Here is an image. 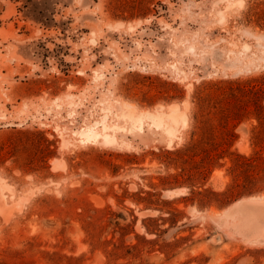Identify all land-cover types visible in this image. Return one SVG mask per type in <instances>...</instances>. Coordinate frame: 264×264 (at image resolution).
<instances>
[{"label":"rangeland","instance_id":"1","mask_svg":"<svg viewBox=\"0 0 264 264\" xmlns=\"http://www.w3.org/2000/svg\"><path fill=\"white\" fill-rule=\"evenodd\" d=\"M25 1L0 0V264H264V199L230 214L264 194V0H60L52 27Z\"/></svg>","mask_w":264,"mask_h":264},{"label":"bare ground","instance_id":"2","mask_svg":"<svg viewBox=\"0 0 264 264\" xmlns=\"http://www.w3.org/2000/svg\"><path fill=\"white\" fill-rule=\"evenodd\" d=\"M111 25H112V23H111ZM132 25V24H131ZM113 26V25H112ZM118 27H120V26H118ZM122 27V26H121ZM114 28H117V27H115V25H114ZM69 95V94H68ZM129 101V100H128ZM187 101V100H186ZM186 103V102H185ZM134 104H135V102H134ZM134 104H132V102L131 103H124V105H123V109H124V111L122 112V114L124 115V116H128V117H130V118H140L139 116H137L136 114H135V112L138 110L137 108V110H135V108H134ZM159 107V106H158ZM157 108V107H156ZM159 109V108H158ZM181 109V108H180ZM183 109V108H182ZM169 110H170V108H169ZM172 110V111H171ZM171 112H169L168 113V111H167V113L166 112H164L165 110H163V112H158V113H156V111H155V113L154 114H150L149 113V111H148V114H149V116H151L150 118L151 119H153V121H154V123L155 124H157L158 126H163L165 129H166V131L167 132H169L172 136L173 135H176L177 134V132H178V130H179V127H181V126H179V124L181 123V122H183V120H185V118L183 117V115L184 114H182V116H180L179 114H178V112H177V110H178V106H176V105H173L172 107H171ZM142 111H143V109H142ZM159 111V110H158ZM179 111V110H178ZM182 111V110H181ZM144 112V111H143ZM151 112V111H150ZM152 112H154V111H152ZM151 112V113H152ZM137 113V112H136ZM183 113V112H182ZM140 115H141V113H139ZM136 115V116H135ZM135 116V117H134ZM186 116V115H185ZM145 118V117H144ZM143 118V119H144ZM106 119V118H105ZM104 120V119H103ZM134 120V119H133ZM187 120V119H186ZM100 121H102V120H100ZM141 121H143V120H141ZM108 122V121H107ZM134 122V121H133ZM108 123H110V122H108ZM135 123V122H134ZM140 123V122H139ZM138 123V124H139ZM187 123V122H186ZM112 124V123H111ZM114 124H116V123H114ZM138 124H136V126L138 125ZM140 124H142V123H140ZM109 126V125H108ZM111 126V125H110ZM138 126H140L141 127V125H138ZM104 128H106L105 126H104ZM104 128H100L101 130L102 129H104ZM108 128V127H107ZM143 128V127H142ZM110 129V128H109ZM115 129H119L118 127H116ZM85 130V129H84ZM89 130H90V128H89ZM105 131H108V130H105ZM112 131V130H111ZM118 131V130H117ZM82 132V131H81ZM101 132V131H100ZM116 132V131H115ZM87 133V132H86ZM93 133V132H92ZM102 133V132H101ZM82 135H84V136H86V138H87V136H90V137H93V136H97V137H99V136H101V134L100 133H93V134H86L85 135V133L84 132H82L81 133ZM80 134V135H81ZM113 134V133H112ZM99 135V136H98ZM68 136V135H67ZM95 136V137H96ZM171 136V137H172ZM178 136V135H177ZM70 137V136H69ZM68 137V138H69ZM103 137H105V139L106 140H112V141H114L115 139H114V137L113 136H111V133L110 134H108V133H104L103 134ZM116 137V136H115ZM82 138V137H81ZM85 138V137H84ZM101 138V137H100ZM93 139V138H92ZM103 139V138H102ZM95 140H98V138H96ZM101 140V139H100ZM71 141H74L75 142V140H71ZM83 141H86L85 139H83ZM99 141V140H98ZM112 141H111V143H112ZM126 141V140H125ZM69 142H70V140H69ZM103 142V141H102ZM101 142V143H102ZM117 142V141H116ZM128 142V141H127ZM62 144V143H61ZM105 144V143H104ZM115 144V143H114ZM123 144V143H122ZM106 145V144H105ZM113 145V144H112ZM68 146H69V144H68ZM71 146V145H70ZM55 158H57V157H54V158H52V159H55ZM54 161V160H53ZM53 163V162H52ZM54 165V164H53ZM57 165V164H56ZM61 168H62V166H61ZM64 168V167H63ZM54 169H58L57 167H54ZM1 178V177H0ZM5 180V179H4ZM3 182V181H2ZM1 182V185L3 184ZM5 184V183H4ZM4 186V185H3ZM5 186H6V184H5ZM8 186V185H7ZM6 186V187H7ZM2 187V186H1ZM14 187H15V185H14ZM12 190H13V188H12ZM178 190V189H177ZM3 191H4V189H3ZM2 190H1V192H3ZM180 193V192H179ZM1 194V193H0ZM170 195V194H169ZM0 199H2V195H0ZM6 197V196H5ZM24 199L26 198V197H23ZM28 198H30V197H28ZM99 199V198H98ZM262 199H264V194H262V195H252V196H249V197H246V198H242V199H239V200H237V203L235 204V206H234V208H233V205H231L230 207H232L233 209L230 211V214L231 213H233V212H237L238 211V213L240 212V211H245V210H247L246 208H248V210H250L251 209V206L249 207V204L250 203H253V202H259L258 200H262ZM5 200V199H4ZM2 201V200H1ZM24 201H27V200H24ZM24 203V202H23ZM24 205V204H23ZM23 205H22V207H23ZM230 207L228 208L229 210H230ZM21 208V207H20ZM250 208V209H249ZM227 209V210H228ZM13 210V209H12ZM226 210V211H227ZM252 210V209H251ZM250 210V211H251ZM216 211V210H215ZM225 211V212H226ZM143 213H141L142 215H146L145 213V211H142ZM149 212V211H148ZM218 212V211H217ZM246 212V211H245ZM252 212H254V211H252ZM151 213V212H150ZM221 213V212H220ZM248 213H250L249 211H248ZM148 214V213H147ZM234 214V213H233ZM240 214V213H239ZM256 214H257V212H256ZM11 215V214H10ZM235 215H238V214H235ZM242 215V214H241ZM245 215V214H244ZM258 215V214H257ZM259 216V215H258ZM257 216V217H258ZM236 216H234V218H235ZM242 219V218H241ZM250 220V219H249ZM237 221V220H236ZM257 221H259L258 219H257ZM256 221V222H257ZM235 222V221H234ZM240 222V221H239ZM254 222V221H253ZM253 222H251L250 224H251V226H252V223ZM256 222H255V224H256ZM249 224V223H248ZM249 224V225H250ZM250 226V227H251ZM248 227V226H247ZM242 228V227H241ZM253 228V227H252Z\"/></svg>","mask_w":264,"mask_h":264},{"label":"trees","instance_id":"3","mask_svg":"<svg viewBox=\"0 0 264 264\" xmlns=\"http://www.w3.org/2000/svg\"><path fill=\"white\" fill-rule=\"evenodd\" d=\"M60 2V0H26L20 7V11H24L25 15L27 17H30L38 22H40L42 25L46 27H52L58 25V20L56 18V14L58 12L57 4ZM249 90L256 92V104L259 106V109H261V115H259V120L262 125L261 131L264 133V104L261 102L264 98V95L259 93V91L262 90V87L257 84H251L249 87ZM264 139L263 136L258 137V142L262 141ZM241 158L244 160L242 162H237L236 166L242 167V171L247 172V170L254 165L253 163V157L247 156L245 154H239ZM260 158L264 160V156L260 155ZM247 178L253 182L257 183V177L253 176L252 174H248ZM215 193V192H214ZM233 194V190H230V192H223V195L231 196ZM135 246V245H134Z\"/></svg>","mask_w":264,"mask_h":264}]
</instances>
